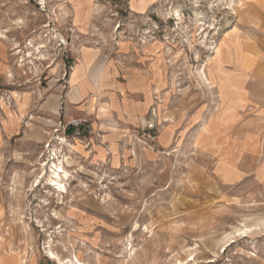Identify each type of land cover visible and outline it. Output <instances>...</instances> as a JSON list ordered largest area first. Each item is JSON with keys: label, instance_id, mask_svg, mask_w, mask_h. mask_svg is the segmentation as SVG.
Masks as SVG:
<instances>
[{"label": "rangeland", "instance_id": "obj_1", "mask_svg": "<svg viewBox=\"0 0 264 264\" xmlns=\"http://www.w3.org/2000/svg\"><path fill=\"white\" fill-rule=\"evenodd\" d=\"M0 130V264H264V0H0Z\"/></svg>", "mask_w": 264, "mask_h": 264}, {"label": "bare ground", "instance_id": "obj_2", "mask_svg": "<svg viewBox=\"0 0 264 264\" xmlns=\"http://www.w3.org/2000/svg\"><path fill=\"white\" fill-rule=\"evenodd\" d=\"M29 46V45H28ZM19 50V49H18ZM204 73V72H203ZM58 139V138H57ZM57 152V151H56ZM55 154V153H54ZM59 158V157H58ZM62 159V158H61ZM53 160V158H52ZM55 160V159H54ZM58 160V159H57ZM61 161V160H60ZM42 162V161H41ZM40 162V163H41ZM59 162V160H58ZM62 162V161H61ZM39 163V165H40ZM63 164V162L61 163ZM60 162L58 164H56V162H50V169H49V172H51V175L49 174L48 175V178H49V182L52 183L53 186H56V189L58 190L59 188H62L63 190H65L64 188V184L62 183V177H67L66 175V171L64 170V168L61 166ZM46 165H47V162L46 161H43L41 163V170L39 172V174H37V177L35 178V182L36 184L34 185L35 187L39 186L38 183H41L42 179L46 176L48 170H46ZM41 179V180H40ZM47 179V178H46ZM40 180V181H39ZM48 181V179H47ZM65 182V181H64ZM61 192V191H59ZM82 202H84L86 204V200H82ZM59 203V202H58ZM83 203V204H84ZM57 215V214H56ZM51 243V242H50ZM50 246V244H49ZM131 249V248H130ZM51 251V250H50ZM131 253V252H130ZM49 254H51L52 256H54L58 263L59 264H63L61 259L60 258H57V255L54 254V252H49ZM76 258V257H75ZM76 262V261H75ZM76 263H80V260L77 259V262ZM69 264H74V262H71L69 260Z\"/></svg>", "mask_w": 264, "mask_h": 264}, {"label": "crops", "instance_id": "obj_3", "mask_svg": "<svg viewBox=\"0 0 264 264\" xmlns=\"http://www.w3.org/2000/svg\"><path fill=\"white\" fill-rule=\"evenodd\" d=\"M89 54H91V55L94 54V55H97V56L100 55V54L96 53L95 50H92V49L89 50ZM80 55H82L81 52H80ZM105 65H106V62L104 61V64H103V67H102V69H101V71L99 73V76L102 75L101 72H103V70L105 68ZM69 78H70V75H69ZM72 85H75V88H72L71 91H73L74 93H77V94L81 93L82 91L84 92V91H86L88 89H94V87H93L94 85H93L92 80L89 77V72L88 71H86L85 76L83 78H81L77 83H73ZM2 134L3 133L0 130V139H3V137L1 138Z\"/></svg>", "mask_w": 264, "mask_h": 264}, {"label": "built area", "instance_id": "obj_4", "mask_svg": "<svg viewBox=\"0 0 264 264\" xmlns=\"http://www.w3.org/2000/svg\"><path fill=\"white\" fill-rule=\"evenodd\" d=\"M82 122L83 121H80V120H71L69 122H67L66 124L65 123H62L61 120L58 121V126L61 127V130L62 132L64 133L68 128H78L80 125H82ZM60 129H54L53 130V133H52V137H51V141H52V138L55 137V139L58 137L57 135V132L59 131ZM56 135V136H55ZM58 139H60V137H58ZM49 144L50 142H46L45 143V147H49Z\"/></svg>", "mask_w": 264, "mask_h": 264}]
</instances>
